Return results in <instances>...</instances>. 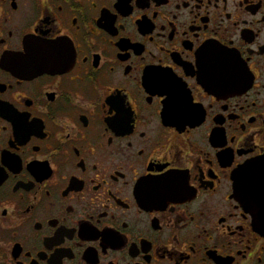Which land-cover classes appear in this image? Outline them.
<instances>
[{
    "label": "flooded vegetation",
    "instance_id": "flooded-vegetation-1",
    "mask_svg": "<svg viewBox=\"0 0 264 264\" xmlns=\"http://www.w3.org/2000/svg\"><path fill=\"white\" fill-rule=\"evenodd\" d=\"M264 0H0V264H264Z\"/></svg>",
    "mask_w": 264,
    "mask_h": 264
},
{
    "label": "water",
    "instance_id": "water-1",
    "mask_svg": "<svg viewBox=\"0 0 264 264\" xmlns=\"http://www.w3.org/2000/svg\"><path fill=\"white\" fill-rule=\"evenodd\" d=\"M259 226L264 230V223H261Z\"/></svg>",
    "mask_w": 264,
    "mask_h": 264
}]
</instances>
